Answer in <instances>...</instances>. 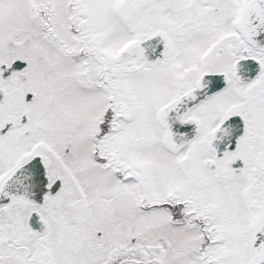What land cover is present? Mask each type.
<instances>
[{"label":"snow or ice","instance_id":"6c2138e0","mask_svg":"<svg viewBox=\"0 0 264 264\" xmlns=\"http://www.w3.org/2000/svg\"><path fill=\"white\" fill-rule=\"evenodd\" d=\"M0 264H264V0H0Z\"/></svg>","mask_w":264,"mask_h":264}]
</instances>
